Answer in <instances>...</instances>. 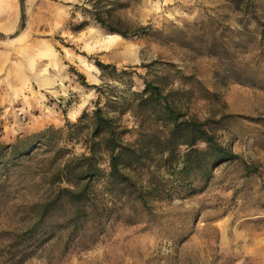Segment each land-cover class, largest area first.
Listing matches in <instances>:
<instances>
[{
  "label": "rangeland",
  "instance_id": "obj_1",
  "mask_svg": "<svg viewBox=\"0 0 264 264\" xmlns=\"http://www.w3.org/2000/svg\"><path fill=\"white\" fill-rule=\"evenodd\" d=\"M113 1L99 6L128 37L93 19L88 0H24L25 27L10 37L21 0H0V141L61 129L57 144L6 153L0 165V264H264V0ZM97 61L117 70L103 74ZM145 81L238 158L207 180L175 182L152 166L160 192L146 204L98 182L90 197L98 216L88 208L73 228V206L57 197L68 183L55 172L86 145L83 136L67 139V122L98 101L131 129L126 141L163 130L135 106L119 114L138 103L132 91ZM118 98L127 102L109 106ZM129 173L144 186L153 181L148 170Z\"/></svg>",
  "mask_w": 264,
  "mask_h": 264
},
{
  "label": "trees",
  "instance_id": "obj_2",
  "mask_svg": "<svg viewBox=\"0 0 264 264\" xmlns=\"http://www.w3.org/2000/svg\"><path fill=\"white\" fill-rule=\"evenodd\" d=\"M88 1L92 2L93 9H89V12L93 19L111 33H118L124 37L129 36L128 31L109 21L111 9L99 6L105 0ZM23 2L24 0H21V26L10 37L17 36L25 27ZM113 3L119 7L123 6L120 0H114ZM84 26L85 24L82 23L78 29H82ZM4 37L6 35L0 33V38ZM97 66L103 74H108L110 70H117L116 66L102 61H97ZM93 87L100 92V86L93 85ZM132 95L134 96L132 103L135 101L138 103L118 109L120 110L119 114H124L126 110L135 106L140 110L141 118H144L145 115L154 118L156 125L162 126L163 130L153 133L145 132L134 143L126 141L124 137L131 132V129L123 126L117 117L110 114V111H105L98 101L92 114L84 111L77 123L67 122L69 128L67 139H74L75 136L79 139V136H83L86 145L85 153L66 160L55 172L57 180L68 183L67 186L60 188L57 197L64 196L73 206L74 211L69 218L73 228L79 227L82 223L81 214L88 208L92 215L98 216L97 204L90 202L91 195H95L99 191L98 182H102L108 192L127 195V197L146 204L147 198L152 193L160 192L157 173L152 171V166L155 170H164L170 173L175 182L188 181L194 174H200L204 180H207L215 166L238 158V155L230 147L221 143L209 131L205 122L195 118L182 119L180 113L171 103L169 94H164L160 86L154 82L145 81L143 91H132ZM118 100L122 99L110 100L111 105L109 106L112 107V104L119 103ZM122 102L126 103L127 100L123 99ZM146 108H149L148 112L142 111ZM147 120L141 119V126ZM85 126L89 128L87 133H83ZM60 131L61 129L49 126L36 134L19 138L12 144L0 141V165L6 158V153L9 157L16 158L28 154L37 144L54 145L55 142L57 144L58 140L55 139L54 133ZM155 138L157 143H153ZM201 142L205 144V147L199 146ZM145 170L153 174L151 175L153 181L149 182V186H144L134 180L129 173L130 171L140 173ZM49 206L50 203L45 205L44 213L40 217L41 222L43 216L48 212Z\"/></svg>",
  "mask_w": 264,
  "mask_h": 264
},
{
  "label": "crops",
  "instance_id": "obj_3",
  "mask_svg": "<svg viewBox=\"0 0 264 264\" xmlns=\"http://www.w3.org/2000/svg\"><path fill=\"white\" fill-rule=\"evenodd\" d=\"M12 24V23H11ZM17 25H18V21L17 22H14L12 25H11V27L13 26V28H15V27H17ZM4 32H6V31H4Z\"/></svg>",
  "mask_w": 264,
  "mask_h": 264
}]
</instances>
